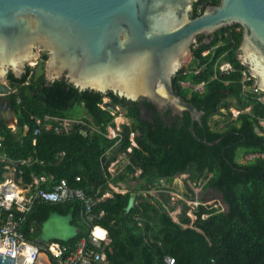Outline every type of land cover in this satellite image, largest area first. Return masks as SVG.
Wrapping results in <instances>:
<instances>
[{
    "label": "trees",
    "instance_id": "trees-1",
    "mask_svg": "<svg viewBox=\"0 0 264 264\" xmlns=\"http://www.w3.org/2000/svg\"><path fill=\"white\" fill-rule=\"evenodd\" d=\"M219 3L198 0L193 17ZM239 25L224 27L207 39L201 35L193 48L199 71L189 72L185 66L173 78L175 90L205 111L195 131L209 142L220 139L214 145L193 135L187 111L160 112L146 99L80 90L65 80L48 85L45 77L35 80L33 66L21 78L11 72L9 97L18 128L0 119V154L6 156L0 161L2 171L7 164L14 166L19 182L33 188L37 178L67 175L73 186L98 200L92 220L81 215L79 200L38 201L32 212L23 214L21 229L27 233L31 225L40 226L55 213L70 216L79 234L57 241L74 249L94 226L104 227L111 242L103 264H169L168 256L174 264H264V158L243 161L249 152L264 151V104L243 86L248 67L238 59L243 38V29L236 30ZM225 62L232 68L222 69ZM198 84H204L203 91L195 90ZM110 106H121L130 119L115 137L109 136V127L117 126ZM233 109L241 112L235 116ZM47 116L74 121L61 133L46 128L37 133V120ZM121 154L128 162L114 175L109 167ZM178 175L193 194L190 184L216 192L224 209L201 203L193 219L186 201L172 203ZM160 180L165 184L151 194L148 183ZM111 184L125 186L127 192H117ZM108 192L111 196H105ZM132 195L135 205L126 212ZM177 205L182 208L178 221L171 215Z\"/></svg>",
    "mask_w": 264,
    "mask_h": 264
},
{
    "label": "water",
    "instance_id": "water-1",
    "mask_svg": "<svg viewBox=\"0 0 264 264\" xmlns=\"http://www.w3.org/2000/svg\"><path fill=\"white\" fill-rule=\"evenodd\" d=\"M198 0H0V118L17 126L9 74L32 63L46 84L65 80L80 90L146 99L159 109L191 115L195 131L205 111L174 88V76L193 56L201 35L243 27L238 59L264 91V0H220L193 17ZM48 55L41 59L39 49ZM111 111L119 107L110 106ZM135 205L132 195L127 206ZM0 264H26L0 253Z\"/></svg>",
    "mask_w": 264,
    "mask_h": 264
},
{
    "label": "built area",
    "instance_id": "built-area-1",
    "mask_svg": "<svg viewBox=\"0 0 264 264\" xmlns=\"http://www.w3.org/2000/svg\"><path fill=\"white\" fill-rule=\"evenodd\" d=\"M242 26L236 27L237 31H241ZM193 58V56H192ZM222 69L229 70L232 68L231 63L225 62L221 65ZM192 72L199 71L198 64L192 65ZM189 71V70H187ZM189 71V72H190ZM243 86L245 89H251L258 94V99L264 104V91L258 86V79L254 77L249 70L244 72ZM185 84V83H184ZM186 85V84H185ZM195 90L203 91L204 84L194 86ZM250 110L247 108L246 111ZM241 110L233 109V113L237 116ZM47 118L38 119L39 128H54L58 132L63 131L62 125L56 123L49 126ZM260 125L264 127V119L260 120ZM1 145V143H0ZM264 158V151L249 152L245 156L246 161H253L257 158ZM6 166L5 170L6 171ZM16 169V168H15ZM0 166V253L12 257H23L26 264H39L43 250L35 242L30 240L26 233L20 228L17 219V211L28 212L32 203L36 199H43L51 202H65L70 200H79L82 203V212L86 218L92 220L94 218L93 207L97 204V199L87 195L85 190L73 186L67 175L55 177L50 180L36 181V193L34 197L27 199L25 191L20 193V188L16 181L4 177ZM78 180L80 177L77 178ZM108 238L106 229L94 226L88 239H81L76 248H72L68 244H63L57 240H52L46 247V252L51 258L56 260V264H100L106 259L105 253L101 249L104 241ZM93 246V247H92ZM170 264H174L172 257H167ZM52 264L53 261L51 260Z\"/></svg>",
    "mask_w": 264,
    "mask_h": 264
},
{
    "label": "rangeland",
    "instance_id": "rangeland-1",
    "mask_svg": "<svg viewBox=\"0 0 264 264\" xmlns=\"http://www.w3.org/2000/svg\"><path fill=\"white\" fill-rule=\"evenodd\" d=\"M40 54L43 53L42 49H39ZM44 54V53H43ZM36 63V62H35ZM32 63L31 66L35 67L36 64ZM197 64V62L194 60V57L190 58L189 61L186 64V69L187 70H191L190 68L192 67V65ZM8 85L9 82H7ZM105 101H109L108 98H105ZM117 117L115 118L116 121V125L117 127L113 128L110 127L109 128V135L113 136L115 135V132H118L120 129V125L126 121H128L125 118V111L124 109L120 108ZM120 119V121H119ZM119 160L112 166V172L115 173L120 167L121 165H125L126 163V158L124 155H120ZM165 184V181L160 180V181H155L152 182L151 184H148L150 188V193L151 194H158V189H160L161 186H163ZM174 185H176L178 192H172L173 198H172V203L175 204L177 202H179L180 200L186 201L189 205H191V210L189 211V214L192 216L193 219L196 218L195 213L193 212L196 207L201 204V203H205V204H213L216 207H222V203L219 201V197L217 196V193L210 190V191H204V189L202 188V186H195L193 184H190L191 187L194 190V194L188 189V187L186 186V183L184 181V179L181 176H177L174 179ZM114 189L116 191H120V192H126L127 188L125 186L122 187H115ZM182 208L181 205H177V208L171 212V215L173 216V218L178 221L179 220V214L181 213ZM54 217H58L60 219L59 225L61 226V228H70L72 229L71 233L74 231V227L70 226L66 216L61 215V214H56ZM56 220H50L43 228V237L45 240H48L51 235H50V231L53 230L55 227H58L56 225ZM70 233V234H71ZM68 234V233H67ZM43 258H46V260L49 262V264H52L49 255H47L45 252H42V256L41 259L39 261V264L41 262V260Z\"/></svg>",
    "mask_w": 264,
    "mask_h": 264
},
{
    "label": "crops",
    "instance_id": "crops-1",
    "mask_svg": "<svg viewBox=\"0 0 264 264\" xmlns=\"http://www.w3.org/2000/svg\"><path fill=\"white\" fill-rule=\"evenodd\" d=\"M10 86V85H9ZM11 91H12V89H11ZM106 100V99H105ZM105 102H107V101H105ZM103 107H104V105H103ZM16 112V111H15ZM113 112V111H112ZM113 113H117V112H113ZM48 117V119L47 120H49L48 121V123H49V126H54L56 123H58V124H60V125H62V128H63V131L65 130V129H70L71 127V123L74 121V120H69V119H65V118H59V117H53V116H47ZM46 117V118H47ZM16 118H17V114H16ZM1 119V118H0ZM77 122H82L80 119H78V120H76ZM116 122V121H115ZM8 124V123H7ZM9 125V124H8ZM17 125H18V118H17ZM10 126V125H9ZM121 126V125H120ZM11 128H13V130H17V128H18V126H10ZM117 127V126H116ZM110 128V127H109ZM26 129H27V127H26ZM50 129H54L53 127L52 128H50ZM55 131H57L56 129H54ZM63 131H61V132H63ZM83 133H86V130H85V128H82V130H81ZM58 132V131H57ZM61 132H59V133H61ZM116 133V132H115ZM110 137H113V136H111V135H109ZM114 137H115V135H114ZM135 144V143H134ZM63 155V153L61 152V153H59L58 154V156L57 157H61ZM6 160V156H4V155H2V154H0V161H2V160ZM119 159H117V160H115V161H113L112 163H111V165H110V167H109V171L112 173V174H114L115 175V173L118 171H116L115 173H113L111 170H112V166L118 161ZM127 160V159H126ZM243 161H246L245 159H243ZM127 162H128V160L126 161V163H125V165H121V167L119 168V169H123L125 166H126V164H127ZM6 171H4V173H3V175H4V177H6V178H8V179H13L14 181H16V184H17V186L21 189V190H23V191H25V193H26V197H27V199H30V198H32V197H34V195H35V193H36V188H35V186H34V188H33V185H22L20 182H19V180L21 179H18L17 178V173H16V169H15V167L14 166H12V165H9V164H7L6 165ZM38 180H45L44 178H42V179H36L35 180V184H36V181H38ZM155 182V181H154ZM152 182H150V183H148V184H151ZM37 185V184H36ZM111 186L114 188V185H112L111 184ZM115 190V189H114ZM117 192H120V191H117ZM127 192V191H126ZM122 193H125V192H122ZM105 196H111V193L110 192H108ZM172 198H173V196H172ZM38 201H45V200H43V199H36V200H34L33 201V203H32V207H31V209L28 211V212H24V211H17V219H18V221H19V223H20V228H21V223H22V220H23V214H28L29 212H32L33 211V208L35 207V205H36V203L38 202ZM205 204V203H204ZM222 208L224 209V207L222 206ZM126 212H127V208H126ZM22 213V214H21ZM82 213L83 212H81V215H82ZM56 214H59V213H55V214H52L47 220H45L40 226H38V225H31V227H30V229H29V231L26 233V235H27V237L30 239V240H32L33 242H35L37 245H39L40 247H45V250H44V248H43V252H45L46 254H47V252H46V247H47V245H48V243L50 242V241H52V240H69V239H71V238H73V237H75V236H77L78 234H79V232H80V228L78 227V226H76V225H74L73 223H72V220H71V217L70 216H67V215H64V216H66V218H67V221H68V223H69V225L70 226H72V227H74V231L71 233V231H72V229H70V228H61V226L59 225V222H60V219L58 218V217H54ZM189 214V213H188ZM62 215V214H61ZM190 215V214H189ZM191 216V215H190ZM192 217V216H191ZM50 220H56V225L58 226V227H55L53 230H51L50 231V235H51V237L48 239V240H45L44 239V237H43V228H44V226L50 221ZM175 220V219H174ZM99 228H103V229H106V228H104V227H101V226H98ZM107 230V229H106ZM25 232V231H24ZM108 232V231H107ZM68 233V234H67ZM71 233V234H70ZM110 242H111V239H110V237H109V234H108V238L104 241V244H103V246H102V248H101V250L105 253V248L107 247V246H109V244H110ZM48 255V254H47ZM105 255H106V253H105ZM170 257V256H169ZM167 259V258H166ZM169 263V262H168ZM174 263H175V260H174ZM170 264V263H169Z\"/></svg>",
    "mask_w": 264,
    "mask_h": 264
},
{
    "label": "flooded vegetation",
    "instance_id": "flooded-vegetation-1",
    "mask_svg": "<svg viewBox=\"0 0 264 264\" xmlns=\"http://www.w3.org/2000/svg\"><path fill=\"white\" fill-rule=\"evenodd\" d=\"M205 36H206V35H205ZM208 37H209V36H207L206 39H207ZM43 53H44V52H43ZM43 53H41L40 58H41V59H48V57H47V58H44V57H43ZM35 64H36V66L33 67V68H34V72H35V80H36V81H40V79H42V78H44V77H45V79H46V76H45V75H43V76H41V77H38V79L36 78V76H37L36 69H37L38 63H35ZM8 97H9V96H8ZM107 102H108V101H107ZM118 107H119V109L122 108L121 106H118ZM156 107H157V106H156ZM157 108H158V107H157ZM122 109H123V108H122ZM158 109H159V108H158ZM170 110H171V109H170ZM159 111H160V112H166V111H168V109H162V110L159 109ZM144 113H145V112H144ZM171 113H172L173 115H176V114L173 113L172 110H171ZM125 118L128 120V121H126V122H129V121H130V119H129L127 116H125ZM120 128H121V127H120ZM119 130H120V129H119ZM117 134H118V132L115 133V136H117ZM131 136H132V139H133V137H134V133H132ZM122 155H124L125 158H126V155H125V154H122Z\"/></svg>",
    "mask_w": 264,
    "mask_h": 264
},
{
    "label": "bare ground",
    "instance_id": "bare-ground-1",
    "mask_svg": "<svg viewBox=\"0 0 264 264\" xmlns=\"http://www.w3.org/2000/svg\"><path fill=\"white\" fill-rule=\"evenodd\" d=\"M120 121V119H119ZM78 178V177H77ZM20 193H23L22 190H20ZM40 264H49V262L46 260V258H43L40 262Z\"/></svg>",
    "mask_w": 264,
    "mask_h": 264
}]
</instances>
